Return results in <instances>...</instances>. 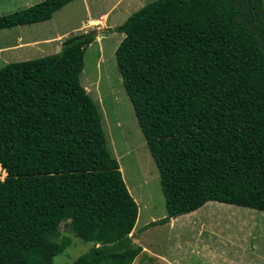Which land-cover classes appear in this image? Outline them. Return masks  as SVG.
I'll return each instance as SVG.
<instances>
[{"label": "trees", "instance_id": "1", "mask_svg": "<svg viewBox=\"0 0 264 264\" xmlns=\"http://www.w3.org/2000/svg\"><path fill=\"white\" fill-rule=\"evenodd\" d=\"M71 0L0 14L47 20ZM114 60L158 172L164 224L212 200L264 211V0H152L120 24ZM95 29L0 66V264H53L69 219L92 248L69 264H131L137 205L79 82ZM98 244V246H95Z\"/></svg>", "mask_w": 264, "mask_h": 264}, {"label": "rangeland", "instance_id": "2", "mask_svg": "<svg viewBox=\"0 0 264 264\" xmlns=\"http://www.w3.org/2000/svg\"><path fill=\"white\" fill-rule=\"evenodd\" d=\"M38 1L40 0H32L30 4ZM150 1L152 0H137L128 7L131 0H121L116 11L120 9L123 12V7H128V9L125 8L127 13L126 11L122 13L123 16H126ZM23 4L28 6V3L19 0L11 5H16L14 9L4 10L1 7L0 14L23 8ZM61 8L54 11L47 21L1 29L0 45L16 44L14 39L18 32L27 37L29 34L39 32L41 34L46 33L47 36H53L54 33H65L67 36L78 34L79 30L77 29L81 26L80 22L85 18L83 10L78 4L68 8L65 6L62 10ZM130 8H132L131 11ZM125 19L122 21L119 19V23L121 24ZM119 23L118 25H120ZM90 29H94V27L86 28L85 31ZM95 31L96 34H99L97 32L100 30L95 28ZM100 34L105 35V38H102L97 46L93 43L84 51L79 82L81 86L86 88L88 95L96 105L108 152L112 157H116L122 180L127 190L132 192L131 197L135 198L133 199L137 205L139 216V218L136 217V222H139L137 223L138 226L136 225L137 227L130 232L132 234L131 241L139 246L141 243L146 252L138 253L131 264H211L206 257L201 255L205 244L212 251L214 248L230 249L234 246L232 243L235 232L248 230L252 227L253 222L264 226V218H256V216L249 214L245 216L244 214L247 212L244 213L243 210H239L240 213H238V211L229 208L207 206L208 208H202L190 217L180 218L178 222L176 220L173 224H155L142 232H138L137 229L142 221L149 220V216L153 217V220L164 216V199L159 189L155 163L147 151L116 69L113 52L119 41L113 39L115 35ZM97 47L100 51L99 60L97 59ZM50 48L51 46L48 44L41 45L40 48H31L26 45L13 47L8 51V55L0 56V66L6 64V62H2V59L5 58L8 63L51 54ZM4 175L5 172L0 169V179ZM229 205L233 208L240 207ZM200 225L201 227H199ZM199 232H201L200 235ZM54 239L58 242L66 241V245L60 253L53 256V264H69L76 257L91 249L93 244L81 240L75 235L69 226V219H63L58 223L57 234ZM251 239L252 237L247 238V240ZM201 244L204 245L198 250Z\"/></svg>", "mask_w": 264, "mask_h": 264}, {"label": "crops", "instance_id": "3", "mask_svg": "<svg viewBox=\"0 0 264 264\" xmlns=\"http://www.w3.org/2000/svg\"><path fill=\"white\" fill-rule=\"evenodd\" d=\"M18 1L19 0H0V9H1V7L4 10L14 9V7H16V5L15 6H11V5L12 4L14 5ZM23 1L25 3H28L27 5H30V3L32 2V0H23ZM120 1L121 0H71V1L67 2L65 5H63L62 8L61 7L60 8L62 10V9H64L63 7H65V6H67V8H68V7H71V5H75V4H78V6H80V8L83 10V12L85 14V18L83 19L82 22H80L81 26L77 29V30H79L78 32L81 33V32H85L86 28H90V27L91 28L94 27V29L96 28V29L102 30L103 28H112V27H115L116 25H118V23L120 21L119 19H121V21H122L131 12L129 14H127L126 16H123L122 13H125V11L127 13L126 9H128V7L131 6L137 0H131V3L128 4V7L124 6L123 10H122L123 12H121L120 9L118 11H116V7ZM75 2H77V3H75ZM23 6L25 7L26 4H23ZM142 6H139L138 8H140ZM138 8H136V9H138ZM131 9L132 8H130V11H131ZM0 11H2V10H0ZM23 25H26V24H23ZM23 25H20V26H23ZM16 26H18V25H16ZM13 27H15V26H12L9 28H13ZM3 29H6V28H3ZM0 31H1V29H0ZM21 34L22 33H19V32L16 34L15 39H14V43H16V44H2V45H0V56L8 55V51L10 49H12L13 47H19L21 45H26V46L31 47V48H34V47L40 48L41 45H45V44H48L51 46L50 50H51V54H53L59 50L61 42L67 37V35H65V33H63V34L54 33L53 36L52 35L47 36L46 33L41 34V32H39L37 34H29L28 35L29 38L27 36H22ZM107 34L115 35V37L113 39H116V41L117 40L120 41V39L123 37V33H120V32H111V33H107ZM63 36H64V39H63ZM68 36H70V35H68ZM102 38H105V35H102L100 33L96 34L93 37L92 41L87 45V47L91 46L93 43H95L97 46L98 42ZM40 50H42V49H40ZM41 53H43V52H41ZM97 54H98L97 59L99 60L100 59V51H99L98 47H97ZM7 61L8 60H6V58L2 59L3 63H5V62L7 63ZM78 77H79V74H78ZM82 87L84 88L85 92L87 94H89L88 91L86 90V88L84 86H82ZM114 158L116 159V157H114ZM128 192H129V194L132 193L129 189H128ZM132 198H134V197L132 196ZM219 203H221V204H219ZM223 204H225V205H223ZM231 205H233V204H231ZM207 206L229 208V209L235 210L236 212L238 211V213H240L239 210H243L242 212H244V213L247 212L246 214H244L245 216L247 214H249V215L256 216V218H258V217L264 218V211H261V210L256 211V209H253V208L248 209V207H244V206L233 208L229 204L209 200V201L204 202L197 209H195L191 212L179 215L175 218H172L166 223H168V224L172 223L173 224V222H175L176 220L178 222V220L180 218L190 217L192 214L198 212L202 208H206ZM137 216H138V211H137ZM137 218H139V216ZM148 218H149V220L142 221V224H140V226H142L145 223L152 221L154 219L153 217H150V216ZM142 220H145V219H142ZM138 222L139 221L136 222V220H135L133 228H136L138 226L137 225ZM181 222L184 223V221H182V220H181ZM259 225H261V226H259ZM199 227H201V225ZM200 233L201 232H199V235H200ZM234 234H235L234 239H233L234 242L232 241L233 242L232 244L234 246L232 248H230V249L227 248L226 250H222L223 248H221V249L214 248V251H212L205 244V246L202 248L203 253H201V255L203 257H206L211 264H264V242H263L264 226H262V224H260V223L254 224V222H253L252 227H250L248 230L235 232ZM248 237H252V239L247 240ZM256 240H259V241H256ZM203 245L204 244H201L199 246L198 250ZM140 246H141L142 250L139 252V254L146 252L144 250L145 247L143 245H141V243H140Z\"/></svg>", "mask_w": 264, "mask_h": 264}]
</instances>
